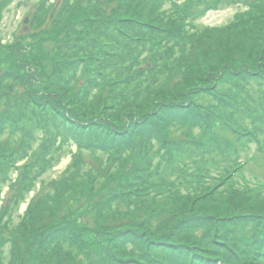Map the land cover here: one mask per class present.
Here are the masks:
<instances>
[{"label":"rangeland","instance_id":"obj_1","mask_svg":"<svg viewBox=\"0 0 264 264\" xmlns=\"http://www.w3.org/2000/svg\"><path fill=\"white\" fill-rule=\"evenodd\" d=\"M102 1L103 3L98 0H0V42L2 43L1 47L6 51V53L0 51V162L19 153V151H15L17 145L13 144L14 141H18L19 138L30 139L29 135L25 133V128L32 129L31 131L35 127L39 128L34 141L41 145L46 131V121L50 120L61 124L64 127L62 129L66 130L69 135L78 136L84 147L89 146V148H85L86 156L89 157L90 154L89 159H92L90 166H86L87 173H85L89 182L92 181L93 183L96 180L94 173L97 172V176H104L107 173V177L98 176L97 179L107 182V180L112 179V173L119 174V168L123 172L116 177L118 180L124 179L127 175H131L134 181H140L144 177L145 171L136 170L135 174L132 173L130 167L126 170L120 167L123 158L130 156L123 157L122 155L123 158L119 157L122 146L128 143L123 136L124 133L119 132V130L122 125H127L128 122L132 121L130 112H135L141 115V118L145 116L144 118L148 119L149 123L144 124V127L149 131L150 127H154V124L149 126L153 119H150L146 112L161 105L171 95L170 93L165 94V91L162 90L166 83L159 85L160 77L156 82L148 83L144 94L141 89L138 90V84H143L146 81L144 77L141 80L136 81V79L143 69L141 65L148 62L147 58L144 60L132 58L127 63L128 59L120 55V50L115 45H121L123 51L126 52L125 44H127L133 47H129V50L134 52L136 46L143 49L149 43L147 36H145L148 32L152 34L160 31L166 32H164L163 25L151 24L149 18L143 14L134 15L133 6L137 5L138 0L131 2V14L127 13L125 8H118L115 13L116 16H121L120 24L124 31L116 29L112 25H106V14L102 11V7L104 3L108 4L110 0ZM204 1L212 2L213 5L211 9L196 20V23H199L201 28H209L206 30L208 36L205 37L206 39L202 36H188L181 41L182 47L186 48L181 51L184 55H180L178 63L168 65L170 71H173L179 69L180 64H182L185 68L183 74L185 70L190 73L185 81L199 85L206 84L210 80H205L208 78L206 74L209 69L226 72V76L229 75V72L234 74L237 70H241V61L234 58L233 52L238 53L239 50H245L242 47L245 38L239 33L230 34L232 37L228 39L232 43L229 45L222 28L233 20L237 13L248 10L250 4L256 2V0ZM181 3L187 2L185 0H162L160 9L166 11L171 8L179 9L178 6ZM259 16L256 18L259 19ZM210 28L219 29L212 34ZM121 35L125 36L122 37ZM130 36V39L124 40ZM234 42L235 47L233 49ZM89 45L94 46L92 52L89 51ZM177 47L176 45L175 49ZM41 48L44 52L42 59L44 62L41 61L37 66L34 60H29V57L30 54H36ZM104 48L106 49L104 50ZM176 52V54H180L179 50ZM257 53L261 58H264V45H260L259 49L257 48ZM145 54L147 55V50L144 51L143 55ZM250 54L252 55L253 52ZM48 60L50 61L48 62ZM17 62H21L20 65ZM25 62L32 64L24 65ZM251 64L258 73L264 75L263 64L258 65L252 61ZM151 68H159V66L155 65ZM86 71H92L93 74L90 75L91 83L83 86L81 83ZM32 72L36 73V76H32ZM181 76L182 74L178 75V77ZM211 76L213 77V75ZM106 81L109 90H114L115 95L104 91L102 85L106 84ZM97 86L100 87L97 88ZM72 91H79L76 99L69 98L70 94L73 93ZM63 93H67V101L63 99L65 97L61 96ZM102 94L106 96L105 99H103ZM60 98L63 101L62 105L59 103ZM225 99L229 100L228 98ZM121 102L127 105L121 106ZM218 103L220 102L215 101L212 106L203 109V112L208 114L207 116L204 114L205 121L209 124H216L222 122L223 118L232 122V115L225 114L224 111L221 112L218 109ZM105 105L116 107L117 113L112 112V110L108 111ZM210 108L214 111H211ZM220 115L224 116L221 117ZM180 124L184 123L170 121L158 126L157 129L148 134V142L150 143L152 137L159 134L158 141L162 143L163 135L171 133L172 129ZM261 124H264V120L247 121V125L256 132V137L264 129ZM207 128L209 129L208 126ZM227 132L229 130L221 131V127H218L216 135L209 134V136L212 135V138L208 139L209 141H203L195 134L189 136L188 141L193 148L194 155L187 158V164L184 165L182 171L184 181L178 186L179 191L183 192L192 187L199 178V168H206L205 179L212 181L216 170L215 164H231L237 158L249 159V166L245 169L248 177L250 178L253 174L264 182V152L255 150L256 142L254 141L248 143L250 149L241 148L240 141H236L239 137L234 134H230L229 137L226 135ZM218 135L221 140L216 139ZM61 136L65 137L64 135ZM260 139L264 140V131L260 135ZM73 140L74 138L68 144L71 146L70 152H65L61 158L57 156V159L52 162L53 165L47 169L40 180L31 185V190H28L25 198L22 197L23 200H20L22 198L13 200L10 182L18 178L17 169H21L29 160L27 157H20L17 161L15 159L17 163L11 172V178L2 186L0 185V221L2 223L3 220L6 221L11 218L10 223L6 221L10 225L6 237L2 238L0 233V264H71V258H68V254H59L61 253L59 249L54 248L55 245L50 242L51 237L48 236V233L53 221L45 224L40 222L43 218L56 216L68 207L66 202L68 197L61 194V189L55 190L56 193L53 194L54 190H45L46 186L43 185L42 181L49 184L53 179L68 174L73 155L77 153V144ZM153 142L155 146H160V143ZM205 142H207V146ZM230 142L236 143L238 147L233 152L228 148ZM37 144L35 143V145ZM92 148H95L96 155H94L95 152ZM130 152L133 160H137L144 155L145 149L138 144L133 146ZM150 153L152 150H147L146 156H151L148 155ZM116 157L121 160L119 166L110 162L116 160ZM168 161L169 159L165 158L163 162L165 164ZM145 162L146 158L144 161H140L142 164L137 165L138 169L145 168ZM109 165H111V171L108 170ZM165 176L175 180L177 173ZM82 184L78 185L81 188H78L79 190H82ZM217 184L218 182H216ZM229 184L231 185V183ZM118 185L115 182H110L109 185L105 186L106 191L103 194L105 199L113 200V206H116L118 199H121V191L119 192ZM94 187L98 188V181L95 182ZM146 191H148L147 194L152 192L149 188ZM222 193L219 191L218 194ZM98 196L99 199L103 198L102 195ZM257 196L248 203V206L243 205L244 208L242 206V208L232 212L234 215L233 223L245 222L251 228L255 221L251 215L260 216L264 214V193ZM147 198L153 199L156 203L154 201H148V203L139 201L141 204L139 206L137 203L134 204L133 213L126 214L133 209L123 210L122 214L126 216L125 221L123 219L114 220L111 223L103 221L97 225L96 230L85 231L91 233L84 234V237L89 240L85 243L87 245L85 250L90 254L87 253L84 257L83 253L80 255V259L86 258L87 260L91 257V264H100L101 262L102 264H129L132 262L136 264H176L175 261H178L175 257L176 248L182 246V243L179 242L183 241L184 243L186 240H191L190 235H193L196 229L193 228L192 230L191 223L184 224L188 216L181 210L175 209L180 206L179 204L169 205L164 202L160 206L158 205L160 203L153 197L148 196ZM35 201L38 202L35 204ZM214 201H216V197L208 198V201L202 204V209L195 211L194 215L203 216L209 221L211 217H206L205 205L207 203L213 205ZM31 203L35 206L30 207ZM122 203L123 201H121L120 207ZM195 206L197 210L201 207L200 203ZM209 207L211 208V206ZM124 211L127 212L124 213ZM64 215L67 214H63L62 219L65 217ZM99 216L102 217V213ZM141 223L159 234V237L150 235L152 240H166L169 242L168 245L166 247H160L159 244L153 245L151 244L153 241L147 242L148 238L143 240L142 235L137 238L138 233L146 232V229H142L144 226ZM149 223L150 225H148ZM224 223L227 225V222ZM181 226L185 228V233L179 230ZM150 233L152 231L148 230V234ZM105 243L107 244L104 248L95 250L97 245L99 247ZM123 246L127 248L128 253H124ZM114 250L118 252L116 258L110 257ZM122 255L125 256L122 257ZM126 257L128 259L122 261ZM182 263L186 264L185 260Z\"/></svg>","mask_w":264,"mask_h":264},{"label":"trees","instance_id":"obj_2","mask_svg":"<svg viewBox=\"0 0 264 264\" xmlns=\"http://www.w3.org/2000/svg\"><path fill=\"white\" fill-rule=\"evenodd\" d=\"M98 1L103 3L102 0ZM161 1L162 0H138L137 5L133 6V13L136 16L143 14L145 17H148L151 24L158 23V25H163L165 28L164 32L166 33L160 31L156 34H152L148 32L145 36H147L149 41V48L148 44L143 49L136 46V51L134 52L129 50V47L131 46H128L127 44H125L127 47L126 52L123 51L121 45H115V47L120 50V55L125 59H128L127 63H129L132 58H139V60L147 58L148 62L141 65L143 69H141V74L136 81L141 80L143 77H150L152 82H156L158 77H160L161 80L159 79V85H164L166 83L162 90L165 91V94L170 93L171 96L169 99L163 101L164 104L162 103L154 109L146 112L150 119H153L149 126H152L155 122H161V126L170 121H174V123L188 122L192 125H204L206 123L204 117L208 114L206 112L204 113L203 109L212 106L215 101L220 102L218 103V107L221 109L225 105V98H229L230 106H235V108L232 109L234 112L229 113L233 118L232 122L229 123L232 126H237L242 129L246 136L250 137L252 133L248 131L249 126L247 125V121H257L260 120V118H262V121L264 120V75L258 73L256 68L253 67V64H251L252 61L258 65H264V58H261L257 53V48L259 49L260 45H264V0H256V2L250 4L251 6L248 10L237 13L235 15L236 17L222 28L226 39L232 37L230 34L234 35L235 33H239L245 38L244 45H242L245 50H239L240 52L238 51V53L233 52L234 58L241 61V70H237L234 74L227 71L229 72V75L226 76V72L209 69L206 74V77L208 78H205V80L208 81L210 79V84L208 81V83L200 85L185 81V78L188 77L190 73L185 70L183 74L185 68L182 64H180L179 69L176 67L177 70L174 69L173 71H170L168 65L178 63L181 57L180 55H184L181 51L186 48L182 47L181 41L188 36H202L203 38L208 36L206 30L209 28H201L200 24L196 23V20L206 12V9L204 8L212 7L213 3L205 2L204 0H185L187 3H181L178 6L179 9L171 8L166 11L160 9ZM131 2H133V0H110L108 4L104 3L102 11L106 14L105 24L112 25L114 28L124 31L120 24V21L122 20L121 16H116L115 13L118 11V8H125L126 12L131 14ZM215 2H217V0ZM258 15H260L259 19L256 18ZM130 19L132 21V15L130 16ZM127 23L129 22L127 21ZM218 29L219 28H210V31L214 34ZM121 36L124 37L125 35ZM130 38L131 36L124 38V40ZM227 43L230 45L232 42L228 39ZM1 45L2 43L0 42L1 53H6ZM176 45L178 47L175 49ZM160 47H163V49H160ZM234 47L235 42L233 49ZM88 48L90 49L89 51L92 52L94 46L89 45ZM105 49L106 48H104V50ZM172 49H174V51L179 50L180 54H176L177 52L172 51ZM145 50H147V55H143ZM163 50L165 51L163 52ZM250 52H253V54L251 55ZM43 58L44 52L43 48H41L36 54H30L29 60H34L37 65L41 63ZM174 59L177 60L174 61ZM49 61L50 60H48V62ZM43 62L44 61H42V63ZM20 63L21 62H17L18 65H20ZM25 64L28 65L32 63L25 62L24 65ZM155 65H158L159 68H151ZM35 74L36 73L34 72L31 73L32 76H36ZM92 74V71L85 72L81 83L83 86L91 83L90 75ZM180 74H182V76L178 77ZM211 75H213V77ZM179 78L180 80H178ZM107 83L108 82L106 81V84L104 83L102 85L104 91L106 90L109 94L115 95V91L109 90ZM147 85L142 86V83H139L138 90L141 89L144 94ZM99 87L100 86H97V88ZM72 92L73 93L70 94L69 98L76 99L79 91ZM66 95L67 93L61 95L62 97H65L63 98L65 101L68 100ZM102 96L104 97L103 99L106 98L104 94H102ZM59 103L63 104L61 98ZM120 105L123 106L127 104L121 102ZM105 107L108 111L112 110V112L117 113L116 107L113 108L108 105H105ZM261 108L262 112L260 114ZM210 110L214 111L212 108H210ZM22 113L23 111L21 112V116ZM130 113L132 121L128 122L127 125H122L119 130V132L124 133L123 136L126 138V141H128L126 145L122 146L119 157H122V155L123 157L126 155L130 156L129 158L122 157L123 161L120 167L124 170L141 158L139 157L137 160H133V156L130 152V149L133 146L139 144L143 149H146V152L147 150H152V153L148 154L151 155V157H160V155L162 156L163 154L160 147L155 146L153 142L155 141L157 144L160 143L158 141V136L152 137L151 142H148L147 136L151 132L150 130L154 128L150 127V130L148 131L144 127V124L149 123L148 119L144 118L145 116L141 118V115H138L135 112ZM182 125L184 124L176 125L171 133L167 135L164 134L163 137L165 138V141L170 142V138L173 137L179 129L182 130ZM245 126L247 129H245ZM62 128L64 127L61 124L59 125L58 123L47 120L45 127L46 131L41 145H38L37 142L34 141L36 132L39 128L35 127L33 131H31L32 129L25 128V133L29 135L28 137L30 139L25 140L19 138L18 141H14L13 144L17 145L15 151H19V153L0 162V185L2 186L9 181L11 178V172L17 163L16 161L20 157H27L29 161L24 164L21 169H17L18 178L15 181L10 182L11 191L13 192V200H19L22 197L25 198L28 190H31V185L40 180L47 169L53 165L52 162L57 159V156L61 158L65 152H70L71 146L68 144H70V140L74 138L73 141L77 144V153L73 155L68 174L53 179L49 184L42 181L43 185L46 186L45 190H54L53 194L61 189V194L68 197V200L66 201L68 207L60 211L56 216L43 218L40 222L45 224L53 221L50 232L48 233V236L51 237L50 242H53V245H55L54 248L59 249L61 252L59 254H68V258H71V264L77 262L80 264H91L92 262L91 257L87 260L86 258L80 259L81 254L84 253V257H86L85 254H90L85 250L87 247L85 243L89 240L84 237V234L91 233L85 231L91 232L96 230L97 225L103 223V221L106 223H111L114 220L119 219L125 221L126 216H123V210L128 208L133 209L135 203L139 206L141 204L139 201H144L145 203H148V201H154L153 199L147 198L148 196L153 197L155 200L161 199L162 202L165 201V203H168L169 205L179 204L180 206L175 209H178L179 211L181 210L186 215L190 213L194 214L195 211H200L202 209V204L208 201V198L216 197V201H214L213 205L210 203L205 205V214H213V219L209 221V223L211 222L209 226L213 234L209 231L206 219L203 216L192 215L191 220L197 223V227H192V230L193 228L196 230L193 235H190L191 240H186L184 243L183 241L179 242L180 244L182 243V246L176 248L179 250L178 254L182 255L184 260L190 258V261L192 260L194 261L193 263L197 264H264V227L257 232L260 234L258 242L257 239L249 240L247 242V239L249 238L242 237L241 233L236 232L230 234V228H224L222 224H217V221L221 222V220L232 221L234 217L232 212L234 209L240 205L248 206V203L254 198V194L249 193L248 196L242 197L234 194L225 196L223 194L211 193L210 190L205 191L207 189V184L202 180L199 181V183L195 181L192 187L186 189L187 191L185 193L179 191L177 187L173 188L174 185L178 184V181H174L173 178L169 179L165 175H175L178 170L182 169L184 165L187 164V157L189 158L188 155H184V158L177 157L176 159H170L165 167L163 166L164 162H162L161 166L164 170L161 166L157 168L145 165V168L142 169H138L137 166L134 167L132 173L136 174V170H139V172L145 171L144 177L141 178L140 181H134L131 175H127L124 179L118 180L116 177L123 172V170L119 168V174L116 175V173H112V179L107 180V182L97 180L98 176L103 178L107 173L104 174V176H97L96 174L94 175L96 180L93 183L92 181L89 182L87 178L88 176L85 174L87 173L86 166H90V161L92 160L89 159L91 157L90 154L89 157L86 156L87 151L85 148H89V146L84 147L78 136L74 134L69 135L68 132ZM192 128L191 133L197 135L199 138H203V141L212 138V135L209 136L210 133L205 135L204 131H201L200 129L199 132H196L195 129L198 128L197 126H192ZM262 131H264V129ZM183 133H188V131ZM61 135H64L65 137ZM239 136H241V134H239ZM35 143L37 145H35ZM205 145L207 146V142H205ZM92 150L95 152L94 155H96L95 148H92ZM120 161L121 160L116 157V160L110 162L114 165L118 164L119 166ZM35 164L37 166H34ZM108 170H112L111 165H109ZM206 170L207 169L203 167L199 168L200 175L205 174ZM96 181H98V188L94 187ZM85 182L87 184L89 182V184L87 185ZM110 182L119 184L118 190L119 192L121 191V199H118L119 201L116 206H113L112 201L105 199L103 196L106 191L105 186L109 185ZM81 183H83V188L82 190H79L81 188H79L78 185ZM147 188L152 191H149L150 194H147ZM78 193H80V195H78ZM98 195H102L103 198L99 199ZM24 198L20 200H23ZM121 201H123V203L120 207ZM37 202L38 201H35V204ZM197 203H200L201 205L198 210L195 208ZM208 205L211 206V208ZM33 206L35 205L31 203L30 207ZM133 211L134 209L126 214L133 213ZM125 212L127 211H124V213ZM101 213L104 220L99 216ZM63 214L67 215H64L65 217L62 219ZM251 216H253L254 220H257L260 223V226H264V215ZM9 220L11 221V218H8L6 221L10 223ZM6 221L3 220L2 223L0 221V233L2 238L6 237V233L10 229V225H8ZM141 224L144 226L142 229H146V232L138 233L139 235L137 234V237L142 235L143 240L148 238L147 242L151 240L153 241L151 242L153 245H168L169 242L166 240H152L150 235L153 234L156 237H159V234L154 232L149 226H145L143 223ZM201 229H206V232L201 233ZM148 230H151L152 233L148 234ZM179 230L185 233V228L183 226H181ZM243 241L247 242V251H242L245 247ZM106 244L107 243L103 245L101 244L99 247L97 245L95 250L97 251L98 249L104 248ZM255 244L257 247L254 246ZM228 247L230 248V251H227ZM122 250L124 253H128L127 248L124 247ZM124 256L125 255H122V257Z\"/></svg>","mask_w":264,"mask_h":264}]
</instances>
